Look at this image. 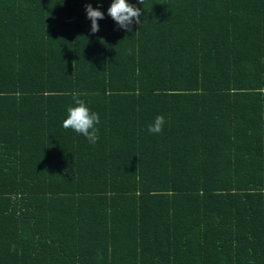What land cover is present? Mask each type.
I'll return each instance as SVG.
<instances>
[{
	"label": "trees",
	"instance_id": "trees-1",
	"mask_svg": "<svg viewBox=\"0 0 264 264\" xmlns=\"http://www.w3.org/2000/svg\"><path fill=\"white\" fill-rule=\"evenodd\" d=\"M112 2L0 0V264H264V0Z\"/></svg>",
	"mask_w": 264,
	"mask_h": 264
},
{
	"label": "clouds",
	"instance_id": "clouds-1",
	"mask_svg": "<svg viewBox=\"0 0 264 264\" xmlns=\"http://www.w3.org/2000/svg\"><path fill=\"white\" fill-rule=\"evenodd\" d=\"M142 4L143 0H138ZM87 18L91 21V33L99 31L97 24L98 20L104 19V13L98 9H93L91 4L85 6ZM107 15L119 26L121 29H126L131 32V25L135 22L137 25L141 24V9L126 2V0H113L107 10ZM79 94H73L74 105L67 109V118L63 121L62 127L65 129H72L76 133L84 136L90 143L95 144L99 140L98 129L95 125L99 124V115L95 112H90L82 99H79ZM165 120L163 116H157L154 122L148 126V131L153 134H159ZM135 174V173H134ZM13 251L15 247L13 246Z\"/></svg>",
	"mask_w": 264,
	"mask_h": 264
}]
</instances>
